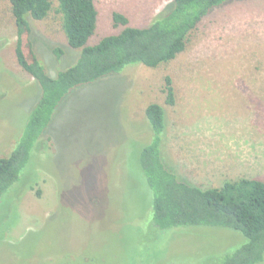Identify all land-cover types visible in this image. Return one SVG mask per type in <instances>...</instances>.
<instances>
[{
    "label": "rangeland",
    "instance_id": "rangeland-1",
    "mask_svg": "<svg viewBox=\"0 0 264 264\" xmlns=\"http://www.w3.org/2000/svg\"><path fill=\"white\" fill-rule=\"evenodd\" d=\"M172 1L97 0L98 30L88 45L123 29L113 24L115 12L146 27ZM29 22L50 76L76 63L80 51L67 44L61 14ZM17 42L11 4L0 0V158L14 151L41 97L17 62ZM54 48L65 53L61 60ZM166 77L174 106L165 103ZM152 103L166 110L161 155L179 179L200 188L264 181V0L212 10L167 64L129 65L73 90L0 200V264H212L213 254L239 241L204 228L160 235L152 225L153 192L140 165L154 136L146 117Z\"/></svg>",
    "mask_w": 264,
    "mask_h": 264
},
{
    "label": "trees",
    "instance_id": "trees-1",
    "mask_svg": "<svg viewBox=\"0 0 264 264\" xmlns=\"http://www.w3.org/2000/svg\"><path fill=\"white\" fill-rule=\"evenodd\" d=\"M231 0H173L146 27H133L122 13L113 14L118 34L103 36L88 45L98 30L97 0H9L18 31L15 55L21 69L38 84L41 97L33 107L16 148L0 158V200L21 180L31 151L45 135L61 102L75 89L118 74L126 66L142 64L158 68L183 53L189 37L212 10ZM55 4L57 7L55 8ZM52 11L62 15L67 44L80 51L71 67L50 76L32 41L31 20L43 21ZM55 60L64 52L53 49ZM165 103L176 104L171 77L165 80ZM153 141L140 156L141 170L153 192L148 216L159 234L172 228H204L237 234L239 241L213 254L212 264L264 263V181L240 178L220 187L200 188L179 177L162 160L166 110L158 103L146 108ZM212 252L208 253L211 254Z\"/></svg>",
    "mask_w": 264,
    "mask_h": 264
}]
</instances>
